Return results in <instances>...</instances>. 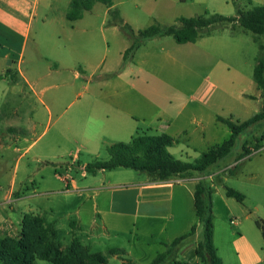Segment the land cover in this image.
I'll list each match as a JSON object with an SVG mask.
<instances>
[{"label": "rangeland", "instance_id": "rangeland-1", "mask_svg": "<svg viewBox=\"0 0 264 264\" xmlns=\"http://www.w3.org/2000/svg\"><path fill=\"white\" fill-rule=\"evenodd\" d=\"M71 1L53 0L52 7L45 12H39L33 24L32 33L25 41L23 52L19 43L14 47L13 59L17 62L21 58L22 68L32 81L34 92L25 86V97H23V88L15 85L19 81V75L15 70L6 72L5 62L0 61V74L9 77L0 84V168L7 171V177L13 176L18 155L10 149L11 139L25 136L31 141L38 140L23 160V162L31 163L33 170L42 171L36 183L37 193L29 199L36 211L41 206L44 210L53 208L54 212L29 214L43 216L55 227L61 248L65 253L72 247L75 253L82 252L80 248H77L80 246L87 254L102 253L107 258L106 264H123V260L132 261L135 264H150L151 260L141 259L142 251L126 247L136 241L135 228L130 229L128 233H120L119 243L102 241L99 237H95L99 230L90 228L91 223L87 219H84L86 226L82 228L77 223L78 217L74 213L79 206L77 203L81 200L74 199L70 211L64 208L65 193L58 192L63 187V182L54 178L55 172L51 166L43 168V163L35 162L36 157L40 160L69 161L68 154H74L77 148L81 149V164L109 158L108 146L112 144L111 137L96 134L89 122V117L94 116L95 113L102 115L113 111L108 107L115 105L109 102V93L112 88L104 87L103 77L111 70L110 75L116 77L117 74L125 72L124 68L128 62H132L131 57L123 59L125 48L133 42L127 33L129 27L144 29L155 24L147 8L145 10L134 6L128 0H116V6L109 12L107 9L110 7L96 3L91 10L84 12L86 16L82 21L76 22L80 19L70 20L67 17ZM172 1L158 7L160 13H158L157 21L161 25H174L179 17L200 15L209 17L216 13L227 17L235 16L236 2L244 10L264 4V0H187L182 3ZM43 16L46 18L45 21L44 18L42 19ZM113 25L118 26L120 30H112L110 27ZM162 49L170 54L168 58L161 55ZM143 58L146 59V63L152 59L160 64L156 68H151L147 64L143 65L142 61H145ZM137 59H139L138 66H132L134 72L123 76L126 83L123 88H120V91L125 90V95L141 99L143 104L140 110V114H143L139 122L140 131L134 136L142 133L157 134L149 128L151 120L157 113L156 109L147 105L143 95L158 97L159 102L162 105L167 104L169 112L173 115L180 111L187 114L192 108L189 107L184 111L183 106L194 95L197 98L210 95L208 99L210 106L195 108L196 112H201L202 109L203 113L209 114L210 110H214L218 116L232 115L234 120L243 122L264 111V89H259L254 81V69L259 60H264V34H254L238 24L224 22L213 28L210 36L200 38L195 43L179 44L171 36L150 42L138 52ZM163 60L168 61L164 67L160 66ZM120 62L123 63L122 66H119ZM59 64L66 66L67 69L50 74V68L55 69ZM14 68L17 66L15 65ZM74 70L81 73L84 70L86 76L75 78ZM144 80L148 81L149 85L153 84L151 91L145 89ZM66 84H70L72 89L62 101L60 95ZM200 86L202 91L197 92ZM16 88L20 91H16ZM157 110L160 111L161 108ZM185 114L181 115V118L186 116ZM262 124L261 127H251L244 132L225 160L205 173H198L203 176L212 174V177L217 180L214 182L216 189L212 195L216 229L220 241L224 243V245L220 243L222 248L224 246L223 252L225 253L226 249L232 256H236L235 247L229 243L232 233L244 234L255 244L263 245L264 243L261 221L264 220V121ZM194 128L191 127L189 130V137H192L190 148L197 150L200 154L214 145L221 144L231 134L230 129L221 123L208 127L206 140L202 141V135L197 130L194 132ZM69 129L77 133L78 138H90L91 141L85 146L80 143H70L63 149L50 150L48 141L56 140L62 134L70 137ZM186 138L182 137L181 144L186 142ZM115 140L118 141L114 142H129L131 135H118ZM244 141L249 148L253 149V153L237 161L243 151ZM256 141L260 145L257 150ZM178 156H183L188 162L195 161L191 152H180ZM235 164L237 168L231 172ZM225 169L228 170V174L224 173ZM105 173V177L101 174L98 179L92 176L85 179L77 167L69 175L77 180L80 188L107 184L109 180L126 182L133 177L146 175L124 168L108 170ZM62 174L66 176L65 171ZM42 176L45 177L44 180ZM4 178L6 175L0 173V189L8 184L7 179ZM17 180H25V176L19 173ZM206 180L209 186L211 179L206 178ZM225 186L242 192L246 198L245 202L228 200L231 203L229 204L226 199L230 198L223 193ZM46 187L57 191L46 194L44 191ZM218 190L219 194H217ZM15 193L16 189L13 195ZM46 197L49 199L47 200ZM35 200H40L41 205H38ZM69 212L72 213L68 215ZM246 214L251 216L246 218ZM232 220H235L236 224L232 223ZM203 230L204 226L201 223L198 227L200 240L203 239ZM18 237L20 233L17 234ZM139 238L142 239L141 233ZM123 248H127V251L131 250L130 253L123 252ZM115 249L123 250L120 256L110 254ZM156 255L157 253H154L153 258ZM188 261L190 264H196L195 259ZM36 264L53 263L37 260Z\"/></svg>", "mask_w": 264, "mask_h": 264}, {"label": "crops", "instance_id": "crops-1", "mask_svg": "<svg viewBox=\"0 0 264 264\" xmlns=\"http://www.w3.org/2000/svg\"><path fill=\"white\" fill-rule=\"evenodd\" d=\"M128 1L132 2L134 6L142 7L145 10L147 8L149 15L155 23H159L157 21L159 18L158 13H160L158 12V7L173 2L172 0ZM175 1L182 3L187 0H174V2ZM52 5L53 0H0V61L5 62L6 72L8 70H15L19 75V81H17L15 85H19L23 88V97H25V86H27L31 92H34V87L27 72L22 68L21 58H19L17 62L13 59L14 47L19 43L18 45H20L22 48L21 51L23 52L25 41L32 33L33 24L35 20H37L39 12L47 11ZM115 6L116 0H113V5L108 8L107 11L109 12V10ZM85 16L86 14L76 22L82 21ZM42 19L45 21V16H43ZM127 21H129L128 18ZM130 26L132 25L130 24ZM110 28L114 31L120 30L116 25H113ZM132 28L135 32L142 30L134 28L133 26ZM167 37L168 36H161L143 41L137 49L132 62H128L125 65V72L117 74L116 77L110 75L112 70L105 74L103 77V84L105 86H103L112 88V91L109 93V102L114 103L115 105L108 106L110 109H113L111 112H106L102 115L100 113H95L94 116L89 117V122H91L96 134L101 136L104 135L103 137L110 136L112 143H116L114 142L118 141L115 140L116 136L128 134L131 135L132 139V137L140 131V117H143L141 116L143 114H140V110L141 107H143L141 106L143 104L141 99L136 96H127L125 95V90L120 91V88H123L126 83L123 76L134 72L132 71V66H138L139 61L137 60L139 59H137V54L142 48L150 44V42L163 40ZM127 48H125V50ZM161 51V55H165L167 58L170 56L167 50L162 49ZM143 60H145L142 61L143 65L147 64L149 67L151 66V68H156L160 64L155 63L152 59L149 63H146L147 61L145 58H143ZM167 62V60H163L160 66L164 67V65H167ZM15 65L17 68H14ZM122 65L123 63L120 62L119 66ZM66 69V66L59 64L55 69L50 68L49 72L50 74L59 73L62 72L61 70ZM74 76L75 78H78L86 76V73L84 70L82 73L74 70ZM136 77L138 78V76ZM8 78V76L0 74V84L5 82ZM143 82L147 91H151L150 89L154 87L153 84L149 85V82L146 80ZM71 89L72 87L70 84H66L63 93L60 95L62 101ZM197 89V92H201L202 86ZM17 90L20 91V89L16 88V91ZM143 97L146 99L145 101L147 102V105L154 107L157 112L155 113L153 120H151V126H149V128L156 131L157 134H168L174 138L175 143L170 146L168 150L177 159L186 161L183 156H178L180 152L184 151L186 153L191 152V155H193L192 157L195 159L200 156V153L197 152V150H192L190 148L192 147L190 145L192 137H189V130L191 127H195L194 132L197 130L202 135L201 140L204 141L206 140L208 127L221 124L217 119L218 114H216L214 110H210L211 113L209 114L203 113L202 109L201 112H196L195 110V108L209 107L210 104L208 99L210 95L205 98H203V96L201 98H197L195 95L191 96L190 100L185 103L183 107L184 111L189 107L192 109H189L187 114L180 111L175 115L169 112L167 104L162 105L161 102H159L158 97H150L147 95H143ZM165 100L167 101V98ZM144 106L146 105L144 104ZM159 107L161 108L160 111L157 110ZM183 114L186 116L181 118V115ZM69 134L71 135L70 137H68L67 134H62V136L58 137L56 140L48 141L47 145L50 146L49 149H63L70 143H80L85 146L91 141L90 138H78L77 133L72 129H69ZM183 136L187 138L186 142L181 144ZM10 141V149L17 153L18 157L15 162L12 177H7V171L0 168V173L4 176L6 175V178L4 179H7L8 181V184L0 189V233L3 236L17 238V234L21 231V222L25 214L32 212H46L48 214L49 211L52 213L54 211L53 208H45L44 210L41 206L40 209L36 211L32 207L29 199L30 196H34L37 193L38 186L36 183L38 175L39 173H42V171L37 172L36 170H33L31 168V163L28 161L23 162V160L28 156L38 140L31 141L25 136H18ZM80 150V148H77L74 154L69 153V161L40 160L36 157L35 162L43 163V168L51 166L55 172L54 178L63 182V187L58 192L65 193V202H63L64 208L69 210L72 207L71 204L74 199L81 200L77 203L79 206L74 213L78 217L77 223L82 228H85L86 224L84 219H87L91 223L90 228L94 227L96 231L99 230L95 234V237H99L102 241H116V243L121 239L119 236L120 233H128L130 229L135 228L139 234L141 233L142 239L139 238V234L136 232V241H133L130 246L126 247L132 249L136 248L137 250L142 251L141 259L143 261H153L154 253L158 254L165 251L166 244H169L176 238L188 233L192 227L196 225L197 231L195 238L180 251L179 261L183 264H190L188 260L195 259L196 264H201L196 255L197 245L201 241L198 237V227L201 223L199 222L195 210L194 194L198 182L203 181L207 186L208 182L206 178H210L211 184H209L207 188L212 190V194L208 195V198L212 202V195L216 189L214 182H217V180L212 177V174L203 176L199 175L197 172H192L185 176L172 177L165 181L153 180L147 175H142L143 177H133L126 182L119 183L111 182L109 180L107 184L103 183L99 186L80 188L77 180L69 175L75 170V168H79L81 176L85 179H88L90 176L98 179L101 174L104 176V174H106L105 172L108 171H99L97 174L88 173L85 170V166L88 162L83 164L80 162ZM64 157L60 158L64 159ZM49 163H55L57 166L55 167ZM63 171H65L66 176H63ZM19 173L22 176H25V180H17ZM224 173L228 174V170L225 169ZM44 178L45 177L42 176V180H44ZM15 189L16 193L13 195ZM44 191L47 194L57 190L46 187ZM72 192L78 193L73 194ZM223 193L226 194L225 189ZM16 194H18V196ZM217 194H219V190L217 191ZM229 198L230 199L226 200L231 204L228 200L235 199L231 197ZM46 199L48 200L49 197H46ZM39 201L40 200H35L38 205H41ZM71 213L72 212H69L68 215ZM213 214L214 244L219 256L222 258L223 264H264V243L263 245L255 244L244 234L235 235L232 233L229 239L230 245L232 244L235 247L234 253L236 256H232L230 251L227 252L226 249L224 253V246L222 248L220 244L222 243V245H224V243L220 241L216 229L214 206ZM250 216L251 214H246L245 217L249 218ZM99 220L101 223L100 225ZM261 221L264 222V220ZM231 222L236 224L235 220H232ZM262 234L264 236L263 226ZM123 249L126 253H130L131 251H127V248Z\"/></svg>", "mask_w": 264, "mask_h": 264}, {"label": "trees", "instance_id": "trees-1", "mask_svg": "<svg viewBox=\"0 0 264 264\" xmlns=\"http://www.w3.org/2000/svg\"><path fill=\"white\" fill-rule=\"evenodd\" d=\"M96 3L113 5V0H72L67 14L70 20L83 17L85 11L91 10ZM237 14L224 16L213 14L209 17L200 15L194 17H179L176 24L164 26L159 23L135 32L129 27L127 32L132 38V44L125 50L123 59L133 58L143 41L161 36H171L179 44L195 43L198 39L210 36L213 28L224 22L238 24L254 34H264V4L253 6L250 9H241L236 2ZM208 14V13H207ZM10 71V70H8ZM7 71V72H8ZM254 81L259 89H264V60H259L254 69ZM218 121L230 129V136L221 144H217L202 152L194 162L183 161L173 156L168 148L175 143L173 137L168 134L148 135L138 134L129 142H116L108 146L109 158L106 160L96 159L85 166V170L91 174H97L103 170H115L119 168L132 169L146 174L153 180L165 181L172 177H182L188 173H205L214 165L225 160L232 152L239 137L249 128L261 127L264 121V111L241 122L234 120L232 116H218ZM256 150L260 148L258 141L255 143ZM253 153L247 142L243 143V151L237 161ZM57 166L55 163H49ZM237 168L232 166L231 172ZM226 195L244 203L245 195L232 188L225 186ZM212 190L207 188L203 181H199L195 194L194 204L199 222L203 224V239L198 243L196 255L202 264H223L222 258L214 244V214L213 206L208 195ZM263 232H264V222ZM197 226L166 244V249L156 255L150 264H183L178 260L180 251L191 242L196 235ZM75 253L72 247L67 253L61 248L58 240V232L55 227L48 223L45 217L25 214L21 222L20 237L12 238L2 236L0 233V264H36L37 260L50 261L53 264H106L107 258L102 253L87 254ZM121 249H115L110 254H121ZM125 252V251H123ZM123 264H135L132 261L123 260Z\"/></svg>", "mask_w": 264, "mask_h": 264}]
</instances>
